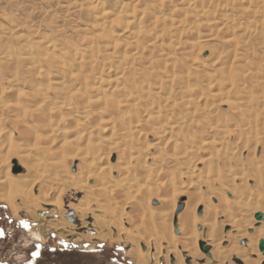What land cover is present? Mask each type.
<instances>
[{"label": "bare ground", "instance_id": "obj_1", "mask_svg": "<svg viewBox=\"0 0 264 264\" xmlns=\"http://www.w3.org/2000/svg\"><path fill=\"white\" fill-rule=\"evenodd\" d=\"M169 1L154 0V13L150 7L144 8L147 7L144 5L146 2H138L144 5L143 9H138L139 16H136L133 3L131 9L130 4L127 10L120 8L119 14L107 11L100 0V3H92L91 8L99 19V39L106 42L107 52L101 53L90 44L89 48H81V51L74 44L61 42L52 48L38 45L36 49L42 60L29 52L19 57L18 61L28 65L31 74L29 83L33 87L25 93L29 102L0 100V124L9 120L19 127L32 121L39 126L45 133L41 142L47 162L40 159L27 164L28 156L23 155L19 164H26L27 172L16 174L17 167L1 153L7 144L0 142V205H6L18 220L20 213L26 212L27 219L40 226L33 230L39 236L49 231L66 238H74L78 234L79 243L129 244V256L139 264H161L162 259L165 264H263L264 252L259 246L264 241V219L257 221L255 217L259 213L264 217V166L262 170L259 166L260 162L264 163V115H256L255 123L248 120L245 112L252 114L251 111H255L251 98L254 90L248 92L250 87L246 88L248 90L244 87L248 80L255 85L259 77L257 72L251 73L246 69V64L237 62L236 54H232L227 57L231 61L229 68L225 67L227 62L219 65L225 68V71L224 68L219 71L226 82L219 81L215 71L209 72L197 56L203 52V40L198 36L203 30L211 33L209 38L216 36L220 29H226L231 36L236 30L241 31L242 36L255 33L257 30L253 29L251 21L248 25L243 24L231 12L242 9L251 12L260 0H230L221 4L217 0H175L179 6L182 5L177 10V3L171 2L176 7L173 9L178 11H175L177 19L167 12ZM163 8L167 13L162 12ZM240 12L243 14V10ZM256 14L257 11H253L247 16ZM147 17L151 18L153 27L144 30L139 20ZM114 28L122 30L121 36L128 34L121 40L125 43L114 39ZM169 28L177 32L189 30V39L192 40L182 45L180 37L176 45V37L167 33ZM142 34L145 42L154 49L158 44L161 47L160 42L166 40L171 50L179 46L178 50L187 54L185 60L171 59L166 53L156 54L159 58L155 62L151 55L150 58L142 56V43L137 40ZM228 42L235 45L234 40L229 39ZM58 47L63 48L64 54H56ZM8 59L11 60L12 55ZM221 60L216 58L215 52L206 59L215 64ZM43 64L54 69V73L44 70ZM155 67L159 70L155 71ZM17 82L10 80L3 93L16 90ZM227 83L238 89L235 90V94L238 92L236 103L229 104L238 120H242L240 125L234 121L236 129L228 128L223 122L208 124L209 117L216 122L219 120H215L217 110L212 109L216 104L214 101L220 104L229 101ZM258 86L254 88L259 89ZM22 93L19 90L16 96L20 98ZM63 111L69 114H63ZM178 111L180 114L176 113ZM56 115L57 121L53 119ZM186 125L194 130L203 129L205 133H185ZM1 126L0 137L5 134ZM148 132L157 140L154 144L157 148L155 162L166 163L176 172L168 181L167 193L160 197V204L165 206L163 212L146 206L138 199L160 192V186H165L156 184L159 177L154 179L148 173L146 181L139 185L142 181L139 178L145 173L142 171L146 169V159L151 156L145 154L149 145L141 140ZM64 135H71V138L62 140L56 147L58 138ZM231 138H235L234 146L239 144L240 151L248 152L244 162L240 160L242 156H235L234 146L229 144ZM11 147L8 148L14 150ZM115 152L117 160L111 163ZM66 155L80 161L75 174L69 172ZM198 163H204L205 171L196 170ZM214 166L222 173L212 174ZM47 170L51 173L45 174ZM194 178L195 182H192ZM251 178L255 179L253 186H249ZM187 179L189 181L184 182ZM149 182L154 185L150 187L147 185ZM187 183H190L188 191L182 193L189 197L186 208L174 217L177 203H174L173 194H169L174 193L177 186ZM67 190L84 191L86 195L75 200L77 203L66 204L63 195ZM228 196L231 198L227 199ZM212 199H216L218 204L213 205ZM166 206L170 207L169 210ZM52 215H57L58 219H48ZM65 215L69 220L64 218ZM226 228L230 230L226 231ZM85 229L89 230L79 233ZM174 229L178 234L173 232ZM246 240L247 243L243 244Z\"/></svg>", "mask_w": 264, "mask_h": 264}, {"label": "rangeland", "instance_id": "obj_2", "mask_svg": "<svg viewBox=\"0 0 264 264\" xmlns=\"http://www.w3.org/2000/svg\"><path fill=\"white\" fill-rule=\"evenodd\" d=\"M100 1L107 11H111V12L114 11L116 12V14H119V11L121 10H127L129 8L131 9L132 3L136 7L134 8L136 9L137 13L139 12L138 9L139 10L143 9L142 6L144 5H147V7H144V8L150 7L149 10H151V12H153L152 9L154 10V7H152V5H154V3H152L154 2V0H140V1L134 0V2L133 0H105V1L100 0ZM141 1H142V4H144L145 2L147 4H144V5L139 4L141 3ZM174 1L175 0L173 1L170 0L169 2L173 3ZM222 1L224 3L225 1L227 2L230 0H220V1L217 0V3L219 2V4H221ZM233 1L237 2L239 0H233ZM255 1L257 0H252V2H255ZM95 2H99V0H0V54H1L0 55V68H1L0 69V100L7 102V103L8 102L12 103L16 99H19V102L22 104H27L29 102V98L26 96L25 93L31 91V88L33 87L29 83L31 81V74H29L28 65H22L21 62H19L18 60H19V57H23L27 52L31 53L36 59L42 60V57L39 55V50L36 49L38 45H41V48L43 46L45 47L46 45L52 48L53 45H59L61 42H68V43L74 44L75 46H78L77 48L80 50L81 48L82 50L87 49L91 45V46L98 48L101 53L106 51V48H107L106 42L99 39V35H98L100 32L98 29L99 19H98V16H96L97 12L91 8V4ZM214 2L216 1L214 0ZM175 3L177 4L175 5ZM175 3L173 4L177 7V10H179V8L180 9L182 8L181 7L182 5L179 6V2L175 1ZM129 4L131 6H129ZM171 4L169 8H167L168 11L165 8H163L162 12L167 11L170 17L177 19L176 12L178 11H176L175 10L176 7L173 4L172 5ZM127 6H129V8ZM173 6L175 9H173ZM254 6L252 7L253 10H251V12L253 13V11H257V14H258V15L257 14L254 15V17L253 15H251L252 17L251 16L248 17L247 15L250 14L251 12H248V10L246 12L245 11L246 9L245 10L242 9L243 14L238 13L242 10L240 11L237 10L238 12L236 10L235 11L233 10L231 13L233 14L234 12V15H236V17L238 16L237 19L241 21V23L243 24L248 25L250 24V21H251V24H252L251 26L254 27L253 29L257 30L255 31V33L257 32L259 34L256 33L257 34L256 35L253 32L251 33L252 35L250 36H242L243 35L242 32L239 30H236L234 33H232V36H231V34H228L225 31L226 29H220L219 32L216 33V36L213 35L214 37L213 39V37L209 38L211 33L203 32L204 30L203 31L200 30L202 31V33L200 35L198 34V36L199 37L201 36V39L203 40L202 42L203 52L198 53L199 55L197 54L198 60H200V64L204 63L205 67L208 68L209 72L215 71L214 73L216 74V78L222 82H226V80H224L225 78L222 77V74L219 71V69H223L224 67L223 66L221 67L219 65L224 64V62H227L228 66H225V67L226 69L229 68V66L231 65L230 64L231 61H228V58H227L228 55L236 54L237 62L239 61L241 63L246 64L247 67L245 68L246 69L248 68L250 72L252 71L255 74L257 72V78L258 77L259 78L256 79L257 81L255 80L256 81L255 85H254V82L252 83L248 80L246 82V86H244L245 89L250 87L249 90L246 89L248 90V92H252L254 90L252 93L254 96L252 95L251 98L252 100H254L253 105H254L255 111L252 110L251 111L252 114H248L247 112H245L248 120H250V122H253V123L256 122L257 116L261 114L264 115V111H263L264 110V99H263L264 95H262L264 93V0H260L259 3L256 5L254 4ZM172 10H174L173 13H172ZM170 11H171V14H170ZM122 12H125V11H122ZM137 13H136V16H139V13L138 14ZM168 14H164V16L169 17ZM218 15L219 14H217L216 16L217 19L220 18V16ZM255 18L257 20H255ZM95 20L97 22H95ZM139 21L141 25L143 24L142 28L144 30H147L148 28L152 29L151 27H153V25H152V21L150 17L142 18ZM256 23L259 29L256 27ZM120 28H114V33H113L115 36L114 39L118 40L119 41L118 43H125L122 41L125 38L124 36L125 35L128 36V34L126 33L125 35L123 34L124 36L123 35L121 36L123 28L122 30ZM182 31L177 32L173 28H169L167 31V33H169L171 36L176 37L175 39L176 45L178 42L177 38L180 39V37H181L180 42L182 43V45L185 44V42L192 40V39H189V36L191 35L189 30H188L189 32L188 31L182 32ZM259 31L261 32V34ZM115 32L117 33V35ZM241 36L243 37V39ZM247 37L248 39H246ZM208 38L209 40L207 41ZM229 39L234 40L235 45H233L231 42H228ZM137 40H140L141 41L140 43H142L141 44L142 45V49H141L142 56L149 57L151 55L150 57L153 59V62H155L154 60L159 58L157 57V55L161 56V55H164L165 53L167 55L169 54L168 56L171 59L173 58V59H184L185 60L186 58L187 54H185L183 51L178 50L179 46H176L177 48L175 47L176 50L175 49L171 50L169 46H167L168 40H166L165 42L161 41L160 42L162 43L161 47L158 44L155 49L153 47H150L145 42L146 40L143 34L139 36ZM97 41L99 42L97 43ZM246 41H248L247 44H246ZM205 42H207V44ZM146 46L148 48L145 49ZM100 47H103V48H100ZM62 51H63V48L62 49L59 47L56 48V54L58 55L62 53L64 54V52ZM144 52H146V54H144ZM212 52L216 53V58H219V57L222 58L221 62H218L215 64V62L210 63L206 61V59L210 56ZM9 55H12L11 60L8 59ZM239 58L242 59V61L239 60ZM99 61L100 60H97L98 63ZM101 65L102 63L98 66H101ZM42 68L46 71H50L54 73L53 71L54 69H51L48 65L43 64ZM158 70L159 68L155 67V71H158ZM223 70L225 71V68ZM220 77H222L224 81ZM12 79L18 80V82L15 83V87H14V89L16 90H14L13 92L9 94L8 93L4 94L2 91L3 88H7L9 86L8 85L9 81ZM259 84L260 86H258ZM253 85L254 86L257 85L258 88L261 90L257 89L256 87L255 89ZM229 87L232 88L231 83L230 84L227 83L226 85V89L228 90L227 92L229 94V96H227L229 100L228 103L226 101L225 104H220L217 102V100L214 101V103L216 104H214L212 109L217 110L215 114V120H218V119L219 120L216 122L214 121V119L212 120V118L209 117L208 118L209 125L210 124L212 125L213 123H217V124L224 123L225 125H227L228 128H232V129H236V127L234 126L237 125V123H239L238 125H240L242 120H238L239 118L233 113V110L229 108L230 103H236L235 95L238 92L236 94L235 92L238 91V89L237 88L228 89ZM19 90L24 92L22 93V96H20V98L16 96ZM242 90L244 89L242 88ZM51 99L53 101L58 100L54 98H51ZM240 109H242L241 106H240ZM67 113L69 114V112L63 111V114H67ZM176 113L180 114L179 111ZM176 113H174V115L177 116L178 114ZM53 119L57 121L58 119L57 115L53 116ZM234 121L237 123L235 124ZM0 126L1 128H3V130L5 129V134L2 137H0V142L1 143L5 142L7 144V146L2 150V152L1 151L0 152L5 156V158L6 156H8L6 160L10 158L11 164L17 167L15 168V171H14L16 174H25L27 172V165L23 164V166H21L19 164L20 157L23 155L28 156L27 160H25L27 164L28 163L32 164V160H34V162L35 160H40V159H42L43 161L45 160L44 154L42 152L43 142H41V139H42L41 137L45 133L41 131L42 130L41 128H40L41 130L39 129V126L35 125L32 121H28V123H26L25 125H19V127L18 126L16 127L15 124L9 120L4 121L2 124H0ZM149 127L150 125L148 126V128ZM185 127L186 129L184 128V132L186 131L187 133H190V134L194 132L198 133L199 131H200L199 133L201 132L205 133L203 129L201 130L199 128L198 129L195 128L194 130V129H191L189 125H186ZM154 136H155L154 134H152L151 132H148L147 136L145 135L142 137V139L140 138L146 145H149L145 154L151 155V156H149L146 159V163L148 167L145 164L146 169H144L145 171H142V173L143 172L145 173L143 174L141 173L142 174L141 178L138 177L139 180L140 179L142 180L139 182V185L143 184L144 181H146L145 178L149 174V176L151 175L154 179L159 177L158 179L161 182L156 181L157 183L156 182L155 183L160 184V185L161 183L165 184L166 187L160 186V189H161L160 192L151 193L145 196L144 198L138 197V199L146 206L150 208H158L161 210V212H163L162 208H164L165 206L162 207V205L160 204V197L163 195L165 196V194L167 193L166 192L167 190L165 189L168 188V181L176 174V172L172 170V167L171 168L168 167L166 163L157 164V162H155L154 153L156 152L157 148L154 147L155 146L154 144H157V140ZM70 138H71V135L70 136L69 135L60 136L55 146L56 147L59 146L60 145L59 142H61L62 140L70 139ZM234 139L235 138H231V142L229 143L231 144L232 147L235 145ZM9 146H13L11 148H14V150L13 149L11 150L10 148H8ZM236 146L233 147L235 151L233 152L235 153V156L237 158H240L242 156L240 160L244 162L247 159L246 156L248 157V152L247 151L244 152L243 150L240 151L241 147L239 146V144ZM15 150H18V151H15ZM4 153L5 154L8 153V154L5 155ZM25 156H24V159H26ZM66 156L67 157L65 158V161H66V165H68L69 167V172L71 174H75L76 172H78L77 167L80 161H78L77 159H73L71 155L70 156L66 155ZM116 160H117V152L114 153V157L111 159V163L115 162ZM44 162L46 163L47 161L45 160ZM153 163L154 164L156 163V164L153 165ZM259 164L258 165L261 166V170H262L263 168L262 166H264V163L260 162ZM149 168L151 169V171L149 170ZM205 169L206 168L204 167V163H201V164L198 163V165H196V170L205 171ZM166 170L168 171L166 172ZM181 170L182 172H185L184 168H182ZM211 170H212L211 171L212 174H216L217 171H220L222 173V170L221 169L217 170L216 166H214V168H212ZM46 173L50 174L51 172L49 173V171L47 170L45 174ZM252 180L253 178H251L249 182V186L254 185L255 179L253 181ZM188 181L189 179L185 180L184 182H188ZM191 181L195 182V178L191 179ZM152 184L153 183H150V182L149 184L147 183V185L149 186ZM189 184L187 183L180 187L177 186L174 190V193L172 192L171 194H169V195L173 194L172 196L174 198L173 199L174 203L175 202L177 203V207L174 212V217L178 211H179L178 214H181L186 208V203L189 197L187 194L184 195L182 193L185 191H188L187 189L189 188ZM252 188L254 190L256 189L255 187H252ZM84 195H86L84 191L67 190V192L64 193L63 196H64V201L66 202V204H68L71 202L77 203L75 200H79L83 198ZM226 198L227 199L231 198V196H228ZM211 203L213 205L218 204L216 199H212ZM166 207H167L166 209L169 210L170 207L168 206ZM196 215L197 216L199 215V209L197 210ZM26 216H27L26 212L22 211L19 215V220H18L13 217V215L11 214L10 210L8 209L6 205H3V204L0 205V264H139L134 258L129 256V251L131 250V245L129 244H115L113 246H107L106 244L92 245V244H87V243H79L77 242V240L79 239L78 234L75 235L74 238H69V237L66 238V237H61L58 234H55L49 231L43 234L42 236H39L37 235L38 232H36L35 234L33 230H36V228H39L40 226L31 223L27 219ZM72 216H74V212H72ZM51 218L58 219V216L52 215L51 217H48V219H51ZM64 218L69 220L68 215H65ZM88 230L89 229H85V230L80 231L79 233L84 234ZM228 230H230V228L229 229L226 228V231ZM173 232H175V229ZM245 243H247V240L244 241L243 244ZM202 252L205 253L204 251ZM161 264H165L164 259L161 260Z\"/></svg>", "mask_w": 264, "mask_h": 264}, {"label": "water", "instance_id": "obj_3", "mask_svg": "<svg viewBox=\"0 0 264 264\" xmlns=\"http://www.w3.org/2000/svg\"><path fill=\"white\" fill-rule=\"evenodd\" d=\"M255 218H256L257 221H263V219H264V217H263V215L261 213L257 214ZM175 225H177V222L175 223ZM175 233L178 234V230L177 229L175 230ZM259 248H260V251L264 252V241L260 242ZM204 251L206 253H208L207 250H204Z\"/></svg>", "mask_w": 264, "mask_h": 264}]
</instances>
